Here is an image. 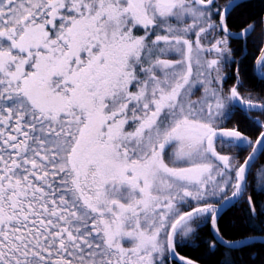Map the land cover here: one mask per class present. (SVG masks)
I'll list each match as a JSON object with an SVG mask.
<instances>
[{
	"label": "snow or ice",
	"instance_id": "1",
	"mask_svg": "<svg viewBox=\"0 0 264 264\" xmlns=\"http://www.w3.org/2000/svg\"><path fill=\"white\" fill-rule=\"evenodd\" d=\"M241 6L0 0V264H195L177 249L203 224L240 243L221 211L264 191V122L226 126L264 113L229 39L256 29L230 28Z\"/></svg>",
	"mask_w": 264,
	"mask_h": 264
},
{
	"label": "trees",
	"instance_id": "2",
	"mask_svg": "<svg viewBox=\"0 0 264 264\" xmlns=\"http://www.w3.org/2000/svg\"><path fill=\"white\" fill-rule=\"evenodd\" d=\"M221 4L229 3V0H219ZM264 17V0H245L242 6L236 8L232 14L230 28L239 31L247 23L256 22L255 31L249 36L247 47L242 48V41L230 38L231 47L234 49L233 55L237 59H242L240 65L241 76L246 88L241 89L243 95L247 96L251 91L257 97L258 102H264V79L260 78L255 71V59L259 56V41L264 36V25L259 23ZM255 41V42H254ZM233 68H226L228 79L225 82V89L235 83L232 75ZM253 117L264 122V113L259 110H248L247 114L242 108H237L232 119L227 123V127L239 126V129L251 139H255L261 130V125L256 123ZM245 151L243 155H247ZM264 164V156H261L256 167ZM255 185L249 188V194L253 197V203L257 206L255 214H249L247 204L240 202L229 210L219 221L222 234L229 240H245L255 237H264V212L260 211V206L264 205V191L259 189L253 191ZM197 239L195 243L186 242L178 247L180 255L192 259L195 264H264V242H254L241 249L227 248L217 244L215 248L209 246L208 241L215 239L211 226L203 224L197 229ZM175 264H180L176 261Z\"/></svg>",
	"mask_w": 264,
	"mask_h": 264
},
{
	"label": "water",
	"instance_id": "3",
	"mask_svg": "<svg viewBox=\"0 0 264 264\" xmlns=\"http://www.w3.org/2000/svg\"><path fill=\"white\" fill-rule=\"evenodd\" d=\"M245 1V0H242V2ZM237 2H240V0H237ZM236 40H239V39H236ZM257 73V72H256ZM257 75L259 76V74L257 73ZM260 77V76H259ZM240 108V107H239ZM260 155L258 154V160L260 159ZM239 203H233L232 206L226 208V209H222L221 211V217H223L229 210H231L232 208H234L236 205H238ZM213 233V232H212ZM214 237H215V234L213 233ZM215 239H218L217 237H215ZM254 242H264V237H255V238H250V239H245V240H241L239 244H236L235 246L231 247V249H241L251 243H254ZM221 245H223L222 243H219ZM227 248H229L228 246L226 245H223Z\"/></svg>",
	"mask_w": 264,
	"mask_h": 264
},
{
	"label": "rangeland",
	"instance_id": "4",
	"mask_svg": "<svg viewBox=\"0 0 264 264\" xmlns=\"http://www.w3.org/2000/svg\"><path fill=\"white\" fill-rule=\"evenodd\" d=\"M230 39V38H229ZM224 71H225V73L227 74V72H226V68L224 69ZM255 98H256V100H257V97L255 96ZM257 102H258V100H257ZM218 150H220L219 149V146H218Z\"/></svg>",
	"mask_w": 264,
	"mask_h": 264
}]
</instances>
